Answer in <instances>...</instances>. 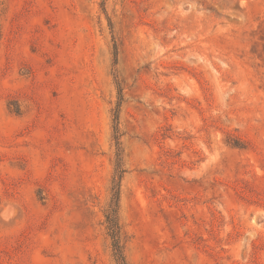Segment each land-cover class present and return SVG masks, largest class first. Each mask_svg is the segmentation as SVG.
Listing matches in <instances>:
<instances>
[{
  "label": "rangeland",
  "instance_id": "374dc122",
  "mask_svg": "<svg viewBox=\"0 0 264 264\" xmlns=\"http://www.w3.org/2000/svg\"><path fill=\"white\" fill-rule=\"evenodd\" d=\"M114 75L127 263L264 264V0H0V264H114Z\"/></svg>",
  "mask_w": 264,
  "mask_h": 264
},
{
  "label": "trees",
  "instance_id": "16d2710c",
  "mask_svg": "<svg viewBox=\"0 0 264 264\" xmlns=\"http://www.w3.org/2000/svg\"><path fill=\"white\" fill-rule=\"evenodd\" d=\"M116 47L114 46V60L113 64L116 62ZM116 89H117V100L113 112V139L115 143V159H114V172L111 179L110 185V199L108 202L107 209L104 213V223L107 230V234L110 238L111 252L114 264H128L124 253L123 247L120 240V226L118 222V202H119V189L120 181L125 169L123 167V158H122V148L121 143L118 137L117 123H118V113L119 108L122 102V89L118 83L117 76L114 75ZM238 146L239 144H233Z\"/></svg>",
  "mask_w": 264,
  "mask_h": 264
}]
</instances>
